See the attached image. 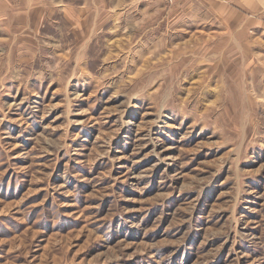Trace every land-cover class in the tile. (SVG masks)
I'll return each instance as SVG.
<instances>
[{
  "label": "rangeland",
  "instance_id": "rangeland-1",
  "mask_svg": "<svg viewBox=\"0 0 264 264\" xmlns=\"http://www.w3.org/2000/svg\"><path fill=\"white\" fill-rule=\"evenodd\" d=\"M95 1L0 0V264H264V0Z\"/></svg>",
  "mask_w": 264,
  "mask_h": 264
},
{
  "label": "crops",
  "instance_id": "crops-1",
  "mask_svg": "<svg viewBox=\"0 0 264 264\" xmlns=\"http://www.w3.org/2000/svg\"><path fill=\"white\" fill-rule=\"evenodd\" d=\"M183 0L177 2L175 6L178 7ZM95 0H83L80 4V8L77 7L75 10V23L71 22V17L69 20L73 23L74 27H77V32L82 31L86 39L88 40L85 44L90 43L93 39L103 38L101 32H114L118 35L125 23H132L131 14L138 8H124L114 11L113 13H104L105 9L99 6H93ZM141 7L142 13L148 12L151 17L155 18L161 13V9L167 8V3L163 0H152V1H137L135 4ZM128 11H131L130 13ZM68 14L71 12H67ZM70 15V14H69ZM143 15V14H142ZM160 16V15H159ZM139 24V21L137 22Z\"/></svg>",
  "mask_w": 264,
  "mask_h": 264
},
{
  "label": "built area",
  "instance_id": "built-area-1",
  "mask_svg": "<svg viewBox=\"0 0 264 264\" xmlns=\"http://www.w3.org/2000/svg\"><path fill=\"white\" fill-rule=\"evenodd\" d=\"M142 1H152V0H142ZM163 1L166 2L167 4L173 5L181 0H163Z\"/></svg>",
  "mask_w": 264,
  "mask_h": 264
}]
</instances>
